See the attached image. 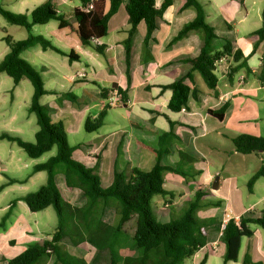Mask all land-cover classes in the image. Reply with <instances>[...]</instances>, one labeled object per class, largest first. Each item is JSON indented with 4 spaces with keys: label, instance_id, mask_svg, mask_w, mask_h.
<instances>
[{
    "label": "crops",
    "instance_id": "obj_1",
    "mask_svg": "<svg viewBox=\"0 0 264 264\" xmlns=\"http://www.w3.org/2000/svg\"><path fill=\"white\" fill-rule=\"evenodd\" d=\"M155 1L157 7L165 1H171V5L159 21L147 50L143 46L146 24L141 22L138 25L133 37L130 79L126 73L124 46L130 29L126 0L110 19L108 35L98 41L97 45L104 47L103 53H98L94 46H84L76 32L69 28L61 29L59 21L52 20L45 25H34L32 31L50 40L65 54L36 45L25 50L21 57L41 73L44 86L49 84L45 89L56 91L43 95L41 104L48 109L54 123H63L69 143L77 146L73 158L95 169L103 187L112 185L116 169L127 175L133 168L151 171L156 164V150L166 151L164 165L178 168L184 174L164 173V188L170 195L154 202L155 210H160L158 204L165 210L185 209L186 199L195 198L201 192L204 196L197 216L210 222L206 227L207 243L186 264H224L226 246L221 240V226L225 214L231 212L240 220V217L260 216L264 210V194L255 199L249 196L244 201L240 192L242 197L232 202L224 192L229 187L239 193L235 183L237 174H242L243 182H249L264 161V153L240 154L233 144V139L241 134L264 137V40L256 46L258 35L255 32L259 29L248 27L249 11L241 10L246 8L247 0H209L212 9H206L207 21L218 36L216 48L222 49L224 39L234 42L235 48L248 57L252 73L247 75L245 70H241L229 81L232 58L225 57L217 65V94L208 88L198 72H194L197 97L190 95L185 111L171 112L168 104L172 91L163 87L172 84L190 69L186 60L199 56L203 33L192 31L172 43L182 28L194 20L196 11L192 7L183 9V0ZM47 2L52 3L69 23L77 24L74 11L83 7L81 0H0L6 10L27 16ZM109 8L110 0H105V11ZM261 19L264 25V17ZM2 27L11 29L10 26ZM2 39L5 40V37ZM71 52L76 59L70 60L68 54ZM81 72H85L86 76L79 77ZM93 82L110 90L109 97L114 85L127 92L125 105L108 108L107 99L102 97L100 87ZM68 94L76 99L70 100L66 97ZM223 105H227L223 120L209 113ZM104 110L107 112L104 125L95 132H87L84 128L87 119H96ZM253 156L259 159L258 167L249 169ZM216 177H219L218 187H213ZM260 179L255 182L251 193H256ZM15 180L23 183L20 179ZM56 183L68 203L75 207L85 205L81 191L68 188L63 174H57ZM23 196L25 194L16 198L18 204L24 202L20 200ZM213 203H220L219 208H212ZM10 205L6 208L9 206L10 209ZM236 210L238 213H235ZM117 220L115 209L106 208L104 221L115 225ZM130 225L128 223L126 229ZM250 228L253 236L242 238L237 261L227 264H243L246 258L264 264V229L256 224H251ZM27 236V228L21 226L18 237L24 239ZM126 238L119 248L120 259L137 253L132 238ZM12 244H16L15 238L4 239L0 247V264H8L9 259L6 260L2 248ZM63 244L69 254L83 258L87 263L95 256V249L88 243L75 246L70 240H64ZM53 259L45 264H52Z\"/></svg>",
    "mask_w": 264,
    "mask_h": 264
},
{
    "label": "trees",
    "instance_id": "obj_2",
    "mask_svg": "<svg viewBox=\"0 0 264 264\" xmlns=\"http://www.w3.org/2000/svg\"><path fill=\"white\" fill-rule=\"evenodd\" d=\"M183 9L194 8L196 17L187 23L172 41L175 43L186 37L192 31L203 33V46L198 57L187 59L190 69L164 90H171L172 97L168 104L171 112L177 113L186 107L190 95L197 97L193 73L198 72L208 88L216 91L218 76L217 65L225 57H231L228 79L241 70L247 75L252 73L248 65V57H245L240 49H236L234 42L224 39L222 49H217L215 40L218 38L215 28L207 21V12L200 0H183ZM86 5L90 0H81ZM124 0H110V8L105 11V0H95L91 12L85 13L75 9L74 17L77 24L69 23L63 15H60L52 3L47 2L34 9L29 16L14 14L0 3V15L10 25L24 27L29 35L23 40L14 41L9 36L5 38L9 46V52L0 62V74L5 73L13 79L17 86L27 78L33 85L34 92L29 104V112L35 114L38 130L35 134V142H28L10 133L0 134L1 140L17 143L32 159L42 157L47 152L56 148V154L46 162L33 167V172H46L47 182L38 190L30 192L20 200L24 201L33 213L40 212L53 206L58 215V227L51 238L33 243L21 254L8 260V264H45L53 259L52 264H186L207 243L206 227L209 221L197 216L201 208V192L197 193L194 200L185 207L184 215L178 219L165 223H157L153 217L151 203L157 195H170L164 188V173L166 171L183 175L178 168L164 165L165 150H156V164L151 171H143L133 168L129 175L115 170L114 180L111 186L103 187L100 176L93 168H88L73 158L77 146H72L65 133L63 123H54L48 109L41 104V97L45 94H53L56 91L47 90L41 73L30 62L21 57L22 53L36 45L44 50H53L59 54H65L62 50L42 35L34 34V25H45L52 20L59 21L61 29L69 28L76 32L84 46H94L98 53H103V46L95 41L108 35V23L118 12ZM171 1H165L157 7L155 0H126L125 9L130 20L128 37L124 42L126 52V73L131 77V56L133 37L141 22L146 24L147 32L143 46L147 50L153 40V34L158 29L159 21L163 19L166 9ZM264 17V9L262 12ZM258 35V43L264 40V25L255 32ZM70 60L77 57L73 52L68 54ZM93 84L100 87L104 99L109 98L110 90L103 88L97 82ZM112 89H118L123 98L127 100V92L116 85ZM217 94V91H216ZM70 100L76 97L66 95ZM108 108L109 105L107 106ZM227 105L219 110H210L209 113L219 120H223ZM106 110L102 111L96 119H87L85 130L95 132L105 123ZM235 151L248 155L252 153H264V137L241 134L233 139ZM63 174L68 188L78 189L86 200L82 207H75L68 203L56 183L57 174ZM259 178H264V161L261 168L249 180L251 191ZM17 182V180H11ZM17 200L10 205V210L0 221V228L6 226L8 218L12 214ZM212 205V204H211ZM218 206L220 205L217 204ZM112 206L118 217L115 225H109L104 221L106 208ZM68 214V215H67ZM67 219L72 221L73 227H67ZM131 223L133 229L128 234L126 225ZM251 224L259 225L264 229V210L260 216L240 217L239 223L230 220L222 231L221 240L226 246L224 264L237 261L243 237H252ZM131 237L136 255L119 257V248L123 242ZM64 240H70L78 246L88 243L96 253L90 263L83 258L69 254ZM201 264H204L202 262ZM243 264H261L252 262L249 258Z\"/></svg>",
    "mask_w": 264,
    "mask_h": 264
},
{
    "label": "rangeland",
    "instance_id": "obj_3",
    "mask_svg": "<svg viewBox=\"0 0 264 264\" xmlns=\"http://www.w3.org/2000/svg\"><path fill=\"white\" fill-rule=\"evenodd\" d=\"M200 1L203 3L205 10L207 9L210 11L212 9L209 0ZM244 9L249 11L247 22L248 27L250 29H260L263 26L261 18L263 17L262 12L264 9V0H247L246 8H241L243 12H245ZM3 25L10 26L9 28L11 29H5L2 27ZM243 26L244 25H242V27ZM28 35V31L24 27L12 26L0 15V62L9 52V46L2 37L6 38L7 36H10L13 40H22L27 38ZM221 84L223 85V82H221ZM45 86L48 88L49 84L46 83ZM33 92L34 88L29 79L24 78L21 83L16 86L11 77L5 73L0 74V134L7 132L13 136L20 137L25 141L35 142L34 131L38 129L37 119L35 114L29 112L28 102L31 99ZM55 154L56 148L47 152L40 158L32 159L17 145V143L6 139L0 141V221L10 210L9 206L6 208L9 203L12 204L16 201V198L21 195H26L38 190L39 187L47 182L48 174L46 172H41L39 175H34L36 173L33 172V167L37 164L46 162ZM251 158L248 167L249 169H256V167H258L257 163H259V159L254 156ZM241 175L242 174H237V180H235V183L237 184L236 186L239 188V193H235L234 190L229 187H224L226 189V191L224 189V192H226V195L232 200V202H235L236 198L242 197L240 192L244 195V201H247L249 196L251 199H255L256 196L264 194V178L258 181L255 189L256 193L253 194L249 190L248 182L242 181L243 178ZM30 177L32 178L30 179ZM15 179H20L23 183L11 182V180ZM195 179L198 178L196 177ZM259 184H262L263 187H258ZM167 197L169 196L157 195L151 203L153 217L157 223H165L178 219L184 215V209L180 210L175 208L165 210L160 204H158L160 210H155L154 202L163 200ZM194 199L195 198H187L185 205L187 206L189 202ZM222 201L224 202V200ZM211 206L212 208H219L215 203ZM235 213H238V210H236ZM21 226L26 227L29 233V236L24 239L18 237V231ZM57 227L58 215L53 206H50L45 211L42 210L33 213L29 210L25 202L19 204L16 202L12 214L6 222V226L0 228V247H2L5 238L16 239V244L9 246L4 245L2 248L6 260L21 254L29 247V245L40 242L48 236L51 237ZM68 227H73L70 219H67L66 228L68 229ZM127 230L131 234V225Z\"/></svg>",
    "mask_w": 264,
    "mask_h": 264
},
{
    "label": "built area",
    "instance_id": "obj_4",
    "mask_svg": "<svg viewBox=\"0 0 264 264\" xmlns=\"http://www.w3.org/2000/svg\"><path fill=\"white\" fill-rule=\"evenodd\" d=\"M94 2L95 0H90V2L84 5L80 10L85 13L91 12L94 8ZM95 43L98 44V41H95ZM78 76L85 77L86 73L81 72L78 74ZM107 102H108L109 107L111 108L120 107V106L125 105V99L123 98L122 94L119 92L118 89H114L112 91L111 96L107 99ZM182 110L185 111V108L183 107ZM232 219H234L236 223H239L238 218L234 217L231 212H228L225 214V217L223 219L222 226H221L222 231L225 228L226 224Z\"/></svg>",
    "mask_w": 264,
    "mask_h": 264
},
{
    "label": "water",
    "instance_id": "obj_5",
    "mask_svg": "<svg viewBox=\"0 0 264 264\" xmlns=\"http://www.w3.org/2000/svg\"><path fill=\"white\" fill-rule=\"evenodd\" d=\"M219 177H216L213 183V187H218Z\"/></svg>",
    "mask_w": 264,
    "mask_h": 264
}]
</instances>
